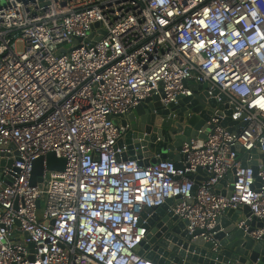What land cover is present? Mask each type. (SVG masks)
<instances>
[{
    "label": "built area",
    "instance_id": "1",
    "mask_svg": "<svg viewBox=\"0 0 264 264\" xmlns=\"http://www.w3.org/2000/svg\"><path fill=\"white\" fill-rule=\"evenodd\" d=\"M198 85L233 110L234 132L212 116L205 138L182 145L179 168L128 156L122 120L148 98L167 108ZM49 153L63 171L46 167ZM40 157L43 188L30 184ZM262 157L264 0L0 6V160H13L0 166V264H158L136 248L148 233L144 210L168 199L204 241L228 209L246 206L245 220L264 225ZM230 174L227 197L216 187Z\"/></svg>",
    "mask_w": 264,
    "mask_h": 264
},
{
    "label": "water",
    "instance_id": "2",
    "mask_svg": "<svg viewBox=\"0 0 264 264\" xmlns=\"http://www.w3.org/2000/svg\"><path fill=\"white\" fill-rule=\"evenodd\" d=\"M5 1L7 0H0V6ZM98 25L95 24V27ZM202 90L203 87L198 85L194 88L192 97H182L167 108L160 104L159 96L148 98L135 107L121 122L123 126L127 122L131 123V131L121 142L128 145V156L135 158L136 154L143 166L160 160H170L179 168L182 145L196 136L205 138L208 129L206 121L212 116L219 119L222 127L234 132V128L228 127L232 117L235 118L233 110H228L226 105H217ZM205 106L209 109L205 110ZM185 118L187 119L184 124ZM200 130H203L202 134H198ZM9 148L14 150L13 146ZM236 150L240 151L238 147ZM9 156L17 157L18 152L14 150ZM262 158L264 163V157ZM43 161L44 158L40 157L34 162L30 179L32 186L43 188ZM45 161L50 170L64 169V159L55 157L53 153H49ZM12 163L11 159L0 160L1 167H10ZM251 164L256 175L257 167L255 163ZM242 166L246 164L242 163ZM198 172L201 173V170ZM234 180L233 174H230L220 181L216 189L220 185L228 184L225 195L230 197ZM173 202V199H168L161 207L144 210L142 217L147 219L145 228L148 233L146 239L136 248L138 254L145 255L147 259L158 264H264V234L260 240L251 236L255 228H262L264 225L255 219L245 220L250 214L248 207L225 210L217 219V226L211 231L214 233L213 241H204L202 238H193L200 231L188 234L185 230L187 221L179 220L169 211ZM37 206L39 207V203ZM241 222L243 224L240 226ZM24 235L27 237L26 233ZM29 247L32 248L33 244H29Z\"/></svg>",
    "mask_w": 264,
    "mask_h": 264
},
{
    "label": "crops",
    "instance_id": "3",
    "mask_svg": "<svg viewBox=\"0 0 264 264\" xmlns=\"http://www.w3.org/2000/svg\"><path fill=\"white\" fill-rule=\"evenodd\" d=\"M226 189H227V184L225 183L219 186L218 191H221L222 193H224Z\"/></svg>",
    "mask_w": 264,
    "mask_h": 264
},
{
    "label": "rangeland",
    "instance_id": "4",
    "mask_svg": "<svg viewBox=\"0 0 264 264\" xmlns=\"http://www.w3.org/2000/svg\"><path fill=\"white\" fill-rule=\"evenodd\" d=\"M6 2H7V1L1 3V5H5ZM17 50H18V51H21V50H22V44H20V43L17 44Z\"/></svg>",
    "mask_w": 264,
    "mask_h": 264
}]
</instances>
